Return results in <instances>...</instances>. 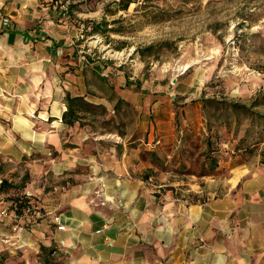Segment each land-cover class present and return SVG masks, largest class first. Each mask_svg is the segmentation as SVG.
Returning <instances> with one entry per match:
<instances>
[{"label": "crops", "instance_id": "1", "mask_svg": "<svg viewBox=\"0 0 264 264\" xmlns=\"http://www.w3.org/2000/svg\"><path fill=\"white\" fill-rule=\"evenodd\" d=\"M103 4L0 0V200L33 204L0 222V264H42L44 247L63 264H264V163L239 155L199 176L174 113L149 121L139 109L140 82L110 77L111 92L96 90L87 69L102 75L109 62L72 43ZM68 93L108 114L64 123Z\"/></svg>", "mask_w": 264, "mask_h": 264}, {"label": "rangeland", "instance_id": "2", "mask_svg": "<svg viewBox=\"0 0 264 264\" xmlns=\"http://www.w3.org/2000/svg\"><path fill=\"white\" fill-rule=\"evenodd\" d=\"M120 1L96 0L104 3L103 17L115 30L106 35L85 32L72 45L109 62L101 76L140 82L145 90L139 93L138 105L142 109L146 104L148 118L149 113L151 120L157 117L158 110L174 113L176 130L184 131L178 137L182 153L196 157L190 172L200 176L206 137L201 99L217 97L249 105L264 92V0H132L128 9H122L126 0ZM88 4L95 6L93 0ZM67 5L73 15L74 7ZM149 45L153 49L145 56L136 52ZM87 73L96 90L112 91L96 72L87 69ZM129 89L134 95L141 90L135 84ZM257 111L264 114V106ZM118 113L126 117L124 105ZM189 127L195 128L188 131ZM215 132L222 138L221 161L240 155L248 160L260 157L263 163L264 143L252 153L237 152L231 133L224 128Z\"/></svg>", "mask_w": 264, "mask_h": 264}, {"label": "trees", "instance_id": "3", "mask_svg": "<svg viewBox=\"0 0 264 264\" xmlns=\"http://www.w3.org/2000/svg\"><path fill=\"white\" fill-rule=\"evenodd\" d=\"M132 2V0H126L122 9H128ZM120 4H122V0ZM112 30L115 29L109 28V22L103 18L100 21L93 22L92 29L87 34L100 33L106 35ZM152 49L153 46L149 45L145 48L136 49V52H139L141 56H145ZM86 60L90 62V58H86ZM98 75H100L104 83L108 81L107 76H101L99 72ZM174 102H177V100L175 99ZM65 103L67 104V111L63 120L64 123L71 126L87 119L89 116L94 118L95 121L97 117H105L108 114L105 106L90 103L82 95L73 96L68 93L65 97ZM201 103L206 127V137L203 141L205 150L201 154L203 158L201 176L211 174L218 168L221 161L218 145L222 144V138L215 132V128H224L226 133L233 135L237 142L235 147L237 152L252 153L257 146L264 143V114L257 111L258 108L264 106V92L255 96L249 105L226 99H217V97H203ZM125 104L123 100L119 99L114 111L118 113ZM109 122L106 123L108 124ZM176 122L178 123V120ZM262 162L264 163V160ZM3 187H5V182L2 183ZM11 200L12 202L9 203L11 209L19 215L26 213L28 208L30 211L32 210V199L27 197L26 194ZM53 256L52 249L44 247L41 250L40 261L42 264H58Z\"/></svg>", "mask_w": 264, "mask_h": 264}, {"label": "built area", "instance_id": "4", "mask_svg": "<svg viewBox=\"0 0 264 264\" xmlns=\"http://www.w3.org/2000/svg\"><path fill=\"white\" fill-rule=\"evenodd\" d=\"M2 22H3V24H8L9 23V19L8 18H3L2 19ZM27 197H29L30 198V195L29 194H27ZM33 205V204H32ZM31 209H33V206H32V208ZM31 213V211H30V209L28 208L27 210H26V214H30ZM24 216V215H23ZM14 218V219H20L22 216H20V215H18L14 210H12L11 209V206L7 203V202H5V201H3V200H0V222L2 221V220H4V219H10V218ZM23 218V217H22ZM60 231H63V230H65V227H63V226H59V228H58ZM14 231L16 232V233H21L22 231H23V228L21 227V226H19V227H16V228H14Z\"/></svg>", "mask_w": 264, "mask_h": 264}]
</instances>
